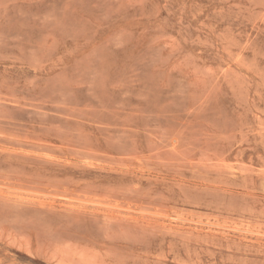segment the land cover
Listing matches in <instances>:
<instances>
[{"label": "rangeland", "instance_id": "374dc122", "mask_svg": "<svg viewBox=\"0 0 264 264\" xmlns=\"http://www.w3.org/2000/svg\"><path fill=\"white\" fill-rule=\"evenodd\" d=\"M0 264H264V0H0Z\"/></svg>", "mask_w": 264, "mask_h": 264}]
</instances>
